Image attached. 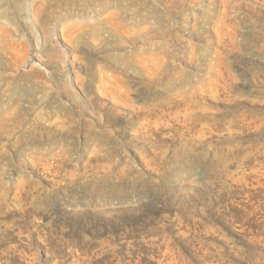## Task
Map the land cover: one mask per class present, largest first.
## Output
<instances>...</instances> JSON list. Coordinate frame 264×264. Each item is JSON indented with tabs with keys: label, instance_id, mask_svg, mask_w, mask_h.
I'll return each mask as SVG.
<instances>
[{
	"label": "rangeland",
	"instance_id": "rangeland-1",
	"mask_svg": "<svg viewBox=\"0 0 264 264\" xmlns=\"http://www.w3.org/2000/svg\"><path fill=\"white\" fill-rule=\"evenodd\" d=\"M0 264H264V0H0Z\"/></svg>",
	"mask_w": 264,
	"mask_h": 264
}]
</instances>
